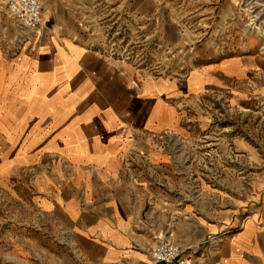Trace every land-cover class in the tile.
I'll list each match as a JSON object with an SVG mask.
<instances>
[{"label": "rangeland", "instance_id": "obj_1", "mask_svg": "<svg viewBox=\"0 0 264 264\" xmlns=\"http://www.w3.org/2000/svg\"><path fill=\"white\" fill-rule=\"evenodd\" d=\"M6 1L0 0V64L17 58L13 63L26 65L30 51L39 49L45 57L44 51L53 47L56 63L77 66L83 54L66 55V48L80 50L76 44L127 65L137 83L154 79L181 86L192 79L196 90L185 91L180 99L186 133L154 138L172 150L181 144L176 154L186 158L185 175L191 183L181 184L178 193L179 185L167 184V192L183 195L185 188L187 207L198 202L218 212L235 208L239 218L263 209L264 0H40L44 15L53 4V16L63 19L53 22V31L43 23V32L20 26ZM42 64L44 70L47 63ZM25 71L33 73L28 67ZM202 73L206 80L200 79ZM10 106L27 111L23 104ZM53 156V151H42L31 166L10 167V179L0 181V264H53V252L57 264H84L75 250L61 245L53 249V238L66 243L60 222L57 235L53 232V199L48 197ZM193 217L186 220L193 223ZM210 219L204 215L202 223ZM218 219L224 223L228 217ZM226 234L224 229L210 231L200 241L179 246L185 264H220ZM153 247L151 264H156Z\"/></svg>", "mask_w": 264, "mask_h": 264}, {"label": "crops", "instance_id": "obj_2", "mask_svg": "<svg viewBox=\"0 0 264 264\" xmlns=\"http://www.w3.org/2000/svg\"><path fill=\"white\" fill-rule=\"evenodd\" d=\"M46 9L43 23L53 31V22L63 19L53 16V4ZM73 46L82 51L66 48V55L82 53L77 66L56 63L53 47L45 57L39 49L30 51L26 65L13 63L17 58L0 64V169H7L0 170V181L10 179V167L29 166L38 153L53 151V190L48 191L53 232L57 235L60 222L69 242L53 238V249L75 250L84 264H151L159 235L186 247L224 229L220 264H264V207L239 218L235 208L218 212L193 201L187 207L185 188L177 196L166 190L167 184L191 183L186 158L176 154L181 144L172 150L154 138L186 133L180 99L197 88L193 80L181 86L154 79L137 83L127 65ZM13 103L27 111H14ZM187 215L194 216L193 223ZM204 215L211 217L207 224ZM219 216L228 217L226 227L237 231L226 230ZM57 260L53 252V264Z\"/></svg>", "mask_w": 264, "mask_h": 264}, {"label": "built area", "instance_id": "obj_3", "mask_svg": "<svg viewBox=\"0 0 264 264\" xmlns=\"http://www.w3.org/2000/svg\"><path fill=\"white\" fill-rule=\"evenodd\" d=\"M8 13L24 28L37 30L43 25L40 0H7ZM156 264H185L186 259L177 244L166 236H159L152 250Z\"/></svg>", "mask_w": 264, "mask_h": 264}, {"label": "bare ground", "instance_id": "obj_4", "mask_svg": "<svg viewBox=\"0 0 264 264\" xmlns=\"http://www.w3.org/2000/svg\"><path fill=\"white\" fill-rule=\"evenodd\" d=\"M246 133V132H245ZM242 134H244V133H242ZM229 154H230V152H229ZM242 155V154H241ZM240 156V155H239ZM234 157V156H233ZM237 158V157H236ZM236 162V161H235ZM213 253V252H212Z\"/></svg>", "mask_w": 264, "mask_h": 264}]
</instances>
